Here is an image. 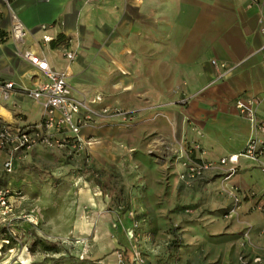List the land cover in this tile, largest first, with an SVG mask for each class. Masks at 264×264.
Returning <instances> with one entry per match:
<instances>
[{"label":"crops","instance_id":"obj_1","mask_svg":"<svg viewBox=\"0 0 264 264\" xmlns=\"http://www.w3.org/2000/svg\"><path fill=\"white\" fill-rule=\"evenodd\" d=\"M15 18L27 30L21 42L13 37ZM262 26L264 0H0V38L5 35L0 83L15 84L8 100L0 90V122L26 127L43 119L41 104L23 93L46 82L22 58L32 52L70 73L67 82L75 98L91 102L101 95L102 106L134 114L131 122L106 116L83 128L86 151L74 159L103 174H154L149 186L179 174L178 187L189 201L226 212L231 202L220 196L221 174L207 172L187 183L180 177L190 150L218 161L213 152H220V159L240 154L258 135L236 104L253 100L257 117L264 120ZM60 36L64 43L53 47ZM68 49L77 52L72 64L64 58ZM213 60L238 67L221 77ZM45 152L69 156L67 149L39 147L24 161L41 160ZM262 165V158H241L238 174L228 182L243 194V219L259 245L264 243V216L256 209L264 196ZM6 179L10 188L16 183L13 175ZM86 185L80 197L95 203ZM251 192L255 198L248 197ZM20 226L22 233L30 231L29 223ZM9 241L3 237L0 247Z\"/></svg>","mask_w":264,"mask_h":264},{"label":"rangeland","instance_id":"obj_2","mask_svg":"<svg viewBox=\"0 0 264 264\" xmlns=\"http://www.w3.org/2000/svg\"><path fill=\"white\" fill-rule=\"evenodd\" d=\"M1 36L4 41L5 35ZM219 153L211 157L219 160ZM74 158L45 152L41 160L34 156L31 161L22 160L18 173L13 174L11 209L7 215L0 210V230L5 231L0 232V241L3 237L10 240L1 244L0 264L264 263V243L253 242L241 209L228 217L234 199L222 183L220 196L231 202L226 212L210 206L198 208L189 201L178 187L179 174H167L157 186H149L155 181L154 174H110L122 191L114 203L92 174L83 173L90 165ZM85 183L91 186L95 203L90 197L82 201L80 193L88 188ZM238 194L243 200V194ZM187 201L194 208H186ZM125 206L128 211L123 213ZM26 222L28 230L55 244L59 253L42 246L33 248L30 231L24 234L20 226ZM173 234L179 244L171 250Z\"/></svg>","mask_w":264,"mask_h":264},{"label":"built area","instance_id":"obj_3","mask_svg":"<svg viewBox=\"0 0 264 264\" xmlns=\"http://www.w3.org/2000/svg\"><path fill=\"white\" fill-rule=\"evenodd\" d=\"M46 28L47 26H43V29ZM12 32L17 42L27 37L25 26L16 18ZM261 33L264 35V26H262ZM49 41L50 39L45 37V42ZM259 52L264 61V45ZM22 58L45 77L44 84L23 92L27 98L41 104L43 119L36 125L26 127H16L0 122V178L13 175L16 163L26 159L33 150L39 147L52 152L67 149L69 156H79L86 151L87 146L86 141L81 137L82 129L101 118L121 117L124 122H131L134 119V114L131 112L102 106L104 98L101 95H97L91 102L75 98L67 82L70 77L67 70L57 71L46 59L29 51L25 52ZM64 58L72 64L77 59V52L65 50ZM211 64L222 72L221 77L230 74L238 67V65H230L217 60H213ZM14 88V83H0L2 98L8 100ZM236 108L242 116L255 124L258 135L248 142L242 153L230 155L218 161L198 158L194 155V149L190 150L184 163L186 173L181 176V179L192 181L207 172L221 174L223 186L234 199V205L228 217L236 215L244 202V197L241 200L238 194L239 190L234 186H228V182L238 174L240 159L245 158L255 162H259L261 158L264 159V120H259L257 117L256 110L253 108V100L239 101ZM262 170L264 172V165H262ZM12 196L9 186L0 189V210L3 211V215H7L11 209ZM248 197L252 199L256 195L251 192ZM256 209L264 216V196ZM257 263L264 264L261 261Z\"/></svg>","mask_w":264,"mask_h":264},{"label":"trees","instance_id":"obj_4","mask_svg":"<svg viewBox=\"0 0 264 264\" xmlns=\"http://www.w3.org/2000/svg\"><path fill=\"white\" fill-rule=\"evenodd\" d=\"M9 3H12L14 0H7ZM63 37H58L55 41L52 42V46H58L62 43H64ZM77 157V156H74ZM84 174H92L95 177V183L96 185L101 189L102 193L106 196L110 197L112 202H117L122 197V191L117 188L114 185L113 176L110 174L104 175L101 171L95 170L94 168L87 165L86 168L83 170ZM9 177V176H8ZM8 177H2L0 178V189L8 187ZM128 211V206L122 207L121 212L126 213ZM120 212V213H121ZM0 232L3 234L5 233L4 229H1ZM34 240L33 248H37L42 246L45 251L48 252H55L59 253V250H57V246L55 244H49L47 241L42 240L41 238L37 237L34 233L31 231L29 232ZM175 237L174 240H172L171 244L169 245V248L173 250V248H176L179 244V240L175 234H173Z\"/></svg>","mask_w":264,"mask_h":264}]
</instances>
